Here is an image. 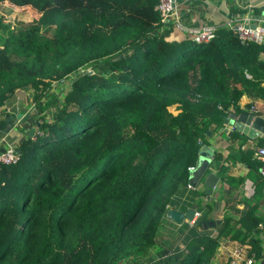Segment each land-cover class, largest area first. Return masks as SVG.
Returning <instances> with one entry per match:
<instances>
[{"label":"trees","instance_id":"16d2710c","mask_svg":"<svg viewBox=\"0 0 264 264\" xmlns=\"http://www.w3.org/2000/svg\"><path fill=\"white\" fill-rule=\"evenodd\" d=\"M0 2L39 13L0 16V129L16 90L27 89L34 109L24 112L34 131L13 144L16 160L0 162V264H144L156 243L146 264H209L220 238L247 243L264 263L261 217L249 203L262 197L264 160L253 148L233 146L232 131L228 153L213 154L220 181L253 182L237 217L224 211L207 225L213 202H201L203 176L187 184L206 131L230 107L252 111V101L236 103L241 95L264 100V39L240 41L226 26L206 41L173 38L176 28L159 27L156 0ZM70 72L56 96L51 83ZM235 160L244 174L229 173ZM193 202L199 214L179 224L180 245L166 243L165 210Z\"/></svg>","mask_w":264,"mask_h":264},{"label":"crops","instance_id":"0c3cea01","mask_svg":"<svg viewBox=\"0 0 264 264\" xmlns=\"http://www.w3.org/2000/svg\"><path fill=\"white\" fill-rule=\"evenodd\" d=\"M173 10L174 13L169 17V22L176 17L182 24L189 27H197V26H201L204 23H211L214 24L216 27L226 26L231 28L232 25L239 22L247 21L248 23L259 24V23H263L264 21V19H260L259 17L264 13V0H173ZM253 14H256V16H253ZM169 22L166 23V25H169ZM170 35L173 38L185 36L183 33H181L179 29H175L171 31ZM26 91L27 89L16 90V92H14L13 95H10L6 99L4 105L6 110L10 114H14L16 112H21L22 114H24V112H27L25 111L26 109L22 110V105H23L22 96ZM250 101H252V103L254 104L253 106L255 112L253 113L259 114L264 117V100H260V99L250 100L249 97L243 94L241 95L239 100H237L236 103L240 106ZM229 109H230L229 111H234L232 107H230ZM239 111L242 110H236L234 112L238 113ZM222 121H221V125H222ZM19 123H21L22 126L24 127L23 133L29 128V121L27 123L28 124L27 127V125H25L24 122L21 121L18 122V119L16 118L14 125L8 130L7 133H2L0 137L4 136L8 142H10L11 144H16L19 141V139L23 137L22 136L23 133L16 129V125H19ZM218 128H216L214 131L210 130V133L206 134V140L204 141V143L206 145H211L214 148L213 150H211L209 155L210 160L206 167L208 171L207 173H205L206 169L204 170L203 172L204 175L203 174L201 175V177L203 176L201 180L202 184L198 183L199 186L203 185L202 187H205V190L207 189L206 192L207 195L202 196L201 202L203 203L205 200H212L213 202V207L210 212L212 220L221 218L224 211L237 217L238 211L235 212L234 210L235 209L240 210L243 207L244 203L246 202L245 199H247L250 196L253 188V182L248 178H244L240 180L239 183H237L235 186H231L224 181H220L219 178L217 177V170L214 165L213 154L215 152H219L222 156H225L228 153L227 152L228 151L227 145L229 144L228 137L229 134L232 133L231 132L228 134L227 132L219 131ZM239 136H241V134L237 132L236 136L231 141L233 146L236 147L238 146L239 149L248 148V147L254 148L260 145L264 146L261 138L249 140L245 136H243L242 138ZM227 161L228 159L223 160V164H227ZM230 164L232 167L229 173H231L232 175H242L246 171L247 167L241 161L235 160ZM201 177L199 178V180L201 179ZM199 180L197 182H199ZM252 202H254L253 204L256 207V210L261 217L257 222V227L260 230V232L258 233V236L261 239L260 244L264 248V236H263L264 185L262 188V197L259 198L258 201H255L253 198H251L249 203ZM171 208L180 212L185 211V210H180L177 207H171ZM191 208L193 209L196 208L195 202L192 203ZM166 210L164 216L169 221V223L179 226L180 223L184 221H188L185 219V217H183L178 222L174 221L173 219H171L169 216L166 215ZM218 243L214 249L212 256L209 258V264H218V260L225 261V258L229 252V248L233 245H240L242 250H244L247 253L246 251L247 243H241L236 240L226 241L224 238H220L218 240ZM262 261L264 262V256Z\"/></svg>","mask_w":264,"mask_h":264},{"label":"built area","instance_id":"2783aa9c","mask_svg":"<svg viewBox=\"0 0 264 264\" xmlns=\"http://www.w3.org/2000/svg\"><path fill=\"white\" fill-rule=\"evenodd\" d=\"M154 8L157 9L159 14V27L162 28L169 22V17L174 13L173 0H156ZM247 18V17H245ZM248 22H239L231 26L233 32L236 34L240 41L253 40L260 42L264 39V21L263 23L255 24L253 27L247 25ZM174 28L179 29L186 37L191 38L193 41L200 42L210 39L215 32L216 26L211 23H204L201 26L189 27L182 24L178 18H174L169 22ZM32 104L28 105L29 109ZM254 109V108H253ZM0 145L3 146V151H0V162L12 163L16 160L17 155L13 144L8 142L4 136L0 137ZM255 156L264 160V146H257L253 148ZM190 166L189 168H191ZM264 171V165H263ZM199 211H193V217H196ZM264 236V232H263ZM219 244V243H218ZM255 257L252 253H246L242 250L240 245H233L229 248L228 255L225 262L228 264H254ZM258 264H263L262 262Z\"/></svg>","mask_w":264,"mask_h":264},{"label":"water","instance_id":"95a60500","mask_svg":"<svg viewBox=\"0 0 264 264\" xmlns=\"http://www.w3.org/2000/svg\"><path fill=\"white\" fill-rule=\"evenodd\" d=\"M253 16H256V14H253ZM259 17L260 19H264V13ZM247 25L253 27L255 23H248ZM66 75L64 76V79L67 78ZM27 116L28 113L22 114L21 112L10 114L6 118L4 126L0 129V133H7L8 130L14 125L16 118H20V121L23 122V120ZM218 130L222 132H227L228 134L232 131H235L245 136L249 140L261 138L264 144V117L259 114H255L251 111L242 110L238 113H235L234 111L227 112V114L224 115L222 125L218 128ZM33 131L34 127L31 126L29 128L28 133L32 134ZM209 133L210 130H207L206 134ZM199 143L200 146L198 149L197 160L193 167L188 169L187 183L190 186H194L203 174L210 160V152L214 148L211 145H206L202 140H200ZM3 149V146L0 145V151H3ZM193 211L194 209L191 207H188L184 212H180L169 207L166 210V215L177 222L180 221L183 217H185L186 220L190 221L193 218ZM206 223L207 225L211 226L214 224V220H207Z\"/></svg>","mask_w":264,"mask_h":264},{"label":"rangeland","instance_id":"374dc122","mask_svg":"<svg viewBox=\"0 0 264 264\" xmlns=\"http://www.w3.org/2000/svg\"><path fill=\"white\" fill-rule=\"evenodd\" d=\"M38 15H39V13H37L34 10V8H32L30 5L19 6V5H14V4H11V3H8V2H0V16L2 17L3 22H8V21H11V20L13 21L15 19L26 20L27 21V20L36 18ZM47 31H50V29H48ZM1 33H2V31L0 29V35H1ZM82 69L83 70H90V65L87 63L81 69H78L76 71H80ZM73 75H74L73 72H71V73L66 75V77L68 79L67 78H65V79L63 78V80L59 79V80L53 81L51 83V89L50 90L56 96L61 97L64 94V92L66 91V89L68 88V81L71 79V77ZM22 103H23L22 110L26 109L25 111H28L30 113L33 112V110H34L33 107H30L29 109H27L28 106H26L27 102L25 100V96L24 95L22 96ZM172 106L173 105H171V107H170L171 109H173ZM173 111H175V110H173ZM23 122L28 127V124H27L28 120L26 118L23 120ZM16 129L18 131L22 132V133L24 131V127L22 126L21 123H19V125H16ZM25 133H26V131L23 134H25ZM23 134H22V136H23ZM168 228L169 229H167V240H166V243L168 241V243L172 242V244L177 243V244L180 245V243H181L180 239L183 237V234L185 233V228H183V226L179 227V226H176L175 224H171V223H169V227ZM181 228H183V230ZM164 233H165V229L164 228H160L159 234L163 235ZM182 241H183V239H182ZM160 248H161L160 243L154 244L153 247H151L146 254H144V255H142V257H140V259L143 260L144 264H146L148 258L149 257H155L156 256V252H158ZM124 263H126V262L124 261ZM258 263H260V262H258ZM254 264H255V260H254Z\"/></svg>","mask_w":264,"mask_h":264},{"label":"clouds","instance_id":"9594fccd","mask_svg":"<svg viewBox=\"0 0 264 264\" xmlns=\"http://www.w3.org/2000/svg\"><path fill=\"white\" fill-rule=\"evenodd\" d=\"M255 111V109H252V111L251 112H254ZM193 167V166H192ZM193 218H195V217H193ZM193 221V219L192 220H190V222L189 223H191Z\"/></svg>","mask_w":264,"mask_h":264}]
</instances>
